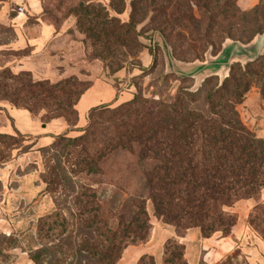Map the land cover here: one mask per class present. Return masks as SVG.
Here are the masks:
<instances>
[{
  "label": "rangeland",
  "instance_id": "374dc122",
  "mask_svg": "<svg viewBox=\"0 0 264 264\" xmlns=\"http://www.w3.org/2000/svg\"><path fill=\"white\" fill-rule=\"evenodd\" d=\"M1 6L0 264H120L131 247L154 251L159 245L164 260L163 252L145 254L135 264H264V188L226 209L234 225L213 232L203 246L195 243L192 256L180 246L184 230L169 233L150 201L147 237L126 238L120 210L140 187V166L125 150L98 159L119 116L90 119L93 108L113 110L136 96L158 100L200 90L204 96L232 69L235 76L245 71L242 61L206 77L172 66L210 61L229 42L251 44L264 33V0H3ZM251 64L254 82L237 110L264 140V84L256 76H264V53ZM72 78L83 84L73 94L86 89L73 96L76 114L55 104L66 98L62 93L39 101L43 89L34 83ZM15 110L41 123L59 112L67 128L40 143L17 128ZM90 122L97 124L93 135L74 141ZM167 236L172 240L164 241Z\"/></svg>",
  "mask_w": 264,
  "mask_h": 264
},
{
  "label": "trees",
  "instance_id": "16d2710c",
  "mask_svg": "<svg viewBox=\"0 0 264 264\" xmlns=\"http://www.w3.org/2000/svg\"><path fill=\"white\" fill-rule=\"evenodd\" d=\"M252 64H247L245 71L240 68L236 76L232 69L222 86L204 96L201 90L181 91L158 100L136 96L113 110L108 106L91 110V121L107 113L119 116L115 135L104 141L98 159L125 150L136 154L140 166V187L126 196L120 210L126 238L135 241L147 237V201L155 215L170 225L169 231L184 230L180 236L196 233L194 245L215 231L231 229L235 220L226 209L260 194L264 188V140L243 124L237 110L254 82L247 71ZM256 76L257 82L264 84V76ZM34 86L43 89L39 101L54 94L65 95L63 102L55 104L73 114V96L78 99L86 90L73 94V89L83 86L74 78L55 84L41 81ZM261 94L264 96V86ZM60 116L58 112L48 119ZM96 125L90 122L85 134L74 141L93 135ZM180 246L187 250L184 242ZM162 252L164 260L165 250ZM154 264H158L156 260Z\"/></svg>",
  "mask_w": 264,
  "mask_h": 264
},
{
  "label": "crops",
  "instance_id": "0c3cea01",
  "mask_svg": "<svg viewBox=\"0 0 264 264\" xmlns=\"http://www.w3.org/2000/svg\"><path fill=\"white\" fill-rule=\"evenodd\" d=\"M3 2V0H0V4ZM4 6H1L0 14H2L4 11ZM39 14V13H37ZM21 41V40H20ZM18 43V41H17ZM19 44V43H18ZM11 116L16 119L17 121V128L21 131L25 130V132H29L31 134H34L36 136H39V142L44 144H49L52 142L51 135L52 134H58L62 133L67 128V123L63 118H55L51 120L50 122L46 123L44 126L41 122H39L37 119L32 118L31 115L22 110H15ZM19 121V125H18ZM163 230V228H161ZM161 229H157L153 234V241H158L161 238ZM169 233H174L172 231L167 230ZM172 238L171 236H168L163 238L164 241ZM198 238L196 233H189L185 237H183V242L187 246V251L190 253V256L193 255V242L196 241ZM208 238L203 239L202 246L204 242H206ZM162 253V245H159L156 247V249L149 250L148 248L143 247H131L127 250H125L123 257L121 259L120 264H135L137 259L145 254H150L154 257L159 258Z\"/></svg>",
  "mask_w": 264,
  "mask_h": 264
},
{
  "label": "water",
  "instance_id": "95a60500",
  "mask_svg": "<svg viewBox=\"0 0 264 264\" xmlns=\"http://www.w3.org/2000/svg\"><path fill=\"white\" fill-rule=\"evenodd\" d=\"M264 53V33L256 37L249 45L240 42L226 43L221 52L212 60L191 65L172 66L175 71L185 76H211L225 73L230 70L234 61L245 64L256 61Z\"/></svg>",
  "mask_w": 264,
  "mask_h": 264
}]
</instances>
